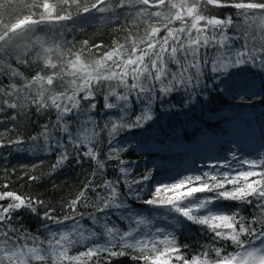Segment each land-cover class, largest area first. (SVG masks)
Here are the masks:
<instances>
[{
    "label": "snow or ice",
    "instance_id": "6c2138e0",
    "mask_svg": "<svg viewBox=\"0 0 264 264\" xmlns=\"http://www.w3.org/2000/svg\"><path fill=\"white\" fill-rule=\"evenodd\" d=\"M40 7L41 15L38 19H26L17 27L57 24L92 10L104 14L100 18V22L104 23L117 19L121 8L128 9L126 22H131L125 43L115 42L111 50L102 54V59L94 62V66L85 64L79 53H76L75 58L69 60L62 69L47 55L52 52V48L46 47L43 41H37L45 54L38 58L41 71L27 79L22 87L15 83L0 86V96L4 97L0 100V111L8 108L26 113L32 106L40 111H56L54 124L44 125L39 136L31 137L33 141L42 138L45 151L59 148L56 163L52 165L53 172L63 166L70 155H77L94 160L97 172L100 173L104 171L107 161H118L121 180L129 189L151 178L152 170H149L139 179H127L131 172L129 162L120 159V153L127 151L126 146H112L108 149L107 160L99 159L93 142L100 133L97 131V121L88 114L96 105L90 104L87 110L82 109L81 105L82 100H92L96 90L105 84L109 86L104 95L108 108L121 104L127 106L133 95L145 101L142 112L131 123L122 122L128 115L125 113L118 119L108 120L100 129L107 131L108 144L113 145L122 131L143 129L154 119L151 109L157 100V92L163 101L173 92L183 90L191 96V100H186L184 106L194 102L196 92L193 88L201 86L204 68L209 64L211 72L217 74L215 81L227 76L230 69L248 63L264 69V0H64L59 9L52 0H42ZM73 7L76 8L75 15L71 11ZM225 7L237 10L235 18L208 14L209 9ZM141 25L143 34L137 38L132 29H138ZM233 28L239 34L229 35V29ZM235 39L243 40L239 49L231 47ZM6 40L7 35L0 36V76H8L10 79L20 77L22 74L4 55L10 47V44L5 45ZM83 46H89L87 40L83 41ZM209 48L216 49L214 55L209 56ZM29 54L25 51L21 54L23 59L21 55L12 59L18 65H25L28 64ZM169 63L176 66V71L169 68ZM66 79L67 84L64 83ZM113 98L115 103L111 102ZM174 108L176 106L173 104L164 107L161 103L162 110L171 112ZM76 110H80L82 116L77 130L72 132L70 121L66 118ZM220 119L226 120L223 117ZM229 122L235 129V122ZM183 131L182 128L172 130L169 150L180 146L179 136ZM58 132L69 135L63 139L57 135ZM201 139L210 145L220 142L215 133L207 131L202 132ZM23 141L17 137L7 143L20 145ZM4 145L0 135V147ZM82 147L86 150L81 151ZM161 147L168 146L162 144ZM236 155L232 153L233 159H236ZM230 167L227 160L210 162L208 171L189 174L178 181L156 186L146 203L169 206L188 220L206 226L214 234V241H230L234 251L226 252L223 247L212 243L206 245L199 255L188 257L171 231L163 228L153 230V221L145 217L136 218L134 226H130L128 231H121L106 218L95 216V213L104 209L124 207L119 190L120 180L104 179L102 184L95 186L90 180L77 197L67 203L70 211L63 219L56 218L51 209L44 212L45 220H51L54 224L72 222L67 230L49 232L44 240L11 223L17 209L26 207L35 212L37 206L44 202L15 191H0V264H100L101 260L105 264L111 257L131 255L134 250L136 254L132 258L143 264H264V155L258 160H242L239 171H220V168ZM30 179L35 181L38 177L31 176ZM89 191L95 193V199L86 195ZM197 193H215V196L183 206L184 201ZM221 197L248 202L250 197L255 198L259 202L258 211L251 219L239 212L224 214L208 211L201 214V210L206 209L212 200ZM78 205L94 209L88 216L93 217V224L100 226L108 243L94 244L71 255L70 250L77 244L97 236L93 227L82 223L85 215L77 211ZM142 228L148 234L142 238L135 237L134 234Z\"/></svg>",
    "mask_w": 264,
    "mask_h": 264
},
{
    "label": "trees",
    "instance_id": "16d2710c",
    "mask_svg": "<svg viewBox=\"0 0 264 264\" xmlns=\"http://www.w3.org/2000/svg\"><path fill=\"white\" fill-rule=\"evenodd\" d=\"M52 2L58 9L64 4V0ZM41 4L42 0H0V34L19 20L40 17ZM71 11L75 15L76 8L73 7ZM236 11L230 7L212 8L208 10V14L235 18ZM127 12V8H121L118 10L117 19L101 23L100 18L104 14L92 10L69 21L57 24H30L14 31L5 41V45L10 44V47L4 55L22 75L11 79L8 76H0V86L15 83L22 87L27 79L41 71L38 58L45 54L37 41H43L46 47L52 48V52L47 55L51 57L53 63L61 65L62 69L69 60L75 58L76 53L80 54L85 64L94 66V62L100 59L105 51L111 50L115 42L125 43V36L130 30L131 23L126 22ZM132 31L139 38L143 34V25ZM236 31L234 28L229 29V35L239 34ZM85 40L88 41V47L83 46ZM242 44L243 40L235 39L231 47L239 49ZM93 45L100 47H92ZM25 51L30 53L27 57L28 64H16L12 58ZM207 52L211 56L215 54L216 49L209 48ZM169 68L176 71L174 64L169 63ZM216 75L211 72L210 64L204 68L203 83L198 89L193 88L196 92L195 101L189 103L187 107L184 106L185 101L191 100V96L185 91L173 92L163 101L159 99L160 93L157 92V100L151 109L154 119L143 129L122 131L113 141V145L108 144L107 131L100 129L108 120L118 119L125 113L128 115L122 122L131 123L142 112L145 101L133 95L127 106L121 104L108 108L104 98L109 90L107 84L96 90V96L92 100H82L81 107L84 110L92 103L96 105L88 114L97 121V131L100 133L93 142L99 159L107 160L108 149L112 146H126L127 151L120 153V159L129 162L131 172L127 179H139L152 170L150 179L135 185L132 189L121 180L122 173L117 167L119 162L116 160L107 161L104 171L100 173L97 172L94 160L70 155L69 160L53 172L52 165L56 163L59 148L45 151L42 138L33 141L31 137L39 136L44 130V125L54 124L56 111L54 109L40 111L36 106H32L26 113H18L14 109L3 108L0 111V135L5 145L0 147V191H15L44 202L43 205L37 206L35 212L26 207L17 209L11 219L13 226L44 240L49 232L67 230L72 223L67 221L54 224L51 220H45L43 216L45 211L51 209L56 218L63 219L70 211L67 203L75 199L90 180L94 186L102 184L104 179L120 180L119 190L124 207L104 209L100 213H95L96 217L106 218L121 231H128L130 226H134L136 218L145 217L153 221V230L163 228L171 231L181 250L188 257L199 255L206 245L212 243L223 247L226 252L234 251L230 241H214V234L208 231L206 226L188 220L169 206L146 203L156 186L178 181L189 174L208 171L210 162L227 160L231 167L220 168V171L236 172L241 170L242 160H258L264 155V69L248 63L230 69L228 75L221 77L219 81H215ZM64 83L67 84L68 80L66 79ZM59 90L58 88L57 91ZM3 99L4 97L0 96V100ZM111 102L115 103V98ZM161 103L164 107L173 104L176 108L171 112L162 110ZM13 116L16 118L12 119ZM81 116V111L76 110L66 118L70 121L72 132L77 130ZM229 121L235 122V129ZM177 128L184 130L179 136L180 146L169 150L172 145V130ZM204 131L215 133L220 142L211 145L205 143L201 139ZM57 135L67 139L69 134L58 132ZM17 137L24 140L20 145L7 143L8 140ZM162 144L168 147H161ZM84 150L86 148L82 147L81 151ZM232 153L237 154L236 159H233ZM31 176H37L38 179L33 181L30 179ZM86 195L95 199L94 192L89 191ZM212 196H215V193H197L184 201L183 206ZM249 200L250 202L216 198L206 209L201 210V214L208 211L224 214L239 212L247 219H251L258 211L259 202L252 197ZM77 211L84 213L82 223L93 227L97 231V236L77 244L70 250V254L75 255L94 244L108 243V238L103 235L100 226L93 224V217L88 216L94 209L91 206L78 205ZM146 234L148 233L142 228L134 236L142 238ZM135 254L134 250L131 255L111 257L105 264H143L142 261L132 258ZM100 264H104L103 260Z\"/></svg>",
    "mask_w": 264,
    "mask_h": 264
},
{
    "label": "water",
    "instance_id": "95a60500",
    "mask_svg": "<svg viewBox=\"0 0 264 264\" xmlns=\"http://www.w3.org/2000/svg\"><path fill=\"white\" fill-rule=\"evenodd\" d=\"M84 14H85V13H84ZM84 14H80V15L75 16V17H73V18H79V17L83 16ZM38 18H39V17H37V19H38ZM26 19H30V18H26ZM26 19L19 20L17 23H15V24L12 25L10 28H8L7 30H5L2 34H0V36L7 35V37H8V36H9L11 33H13L14 31H17V30L21 29L22 27H17V25H19L21 21H24V20H26ZM14 29H15V30H14Z\"/></svg>",
    "mask_w": 264,
    "mask_h": 264
},
{
    "label": "clouds",
    "instance_id": "9594fccd",
    "mask_svg": "<svg viewBox=\"0 0 264 264\" xmlns=\"http://www.w3.org/2000/svg\"><path fill=\"white\" fill-rule=\"evenodd\" d=\"M79 55H80V54H79ZM100 59H102V57H101Z\"/></svg>",
    "mask_w": 264,
    "mask_h": 264
},
{
    "label": "rangeland",
    "instance_id": "374dc122",
    "mask_svg": "<svg viewBox=\"0 0 264 264\" xmlns=\"http://www.w3.org/2000/svg\"><path fill=\"white\" fill-rule=\"evenodd\" d=\"M257 243H259V242H257Z\"/></svg>",
    "mask_w": 264,
    "mask_h": 264
}]
</instances>
